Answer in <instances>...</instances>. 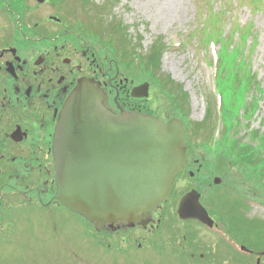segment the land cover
<instances>
[{
    "label": "flooded vegetation",
    "instance_id": "flooded-vegetation-1",
    "mask_svg": "<svg viewBox=\"0 0 264 264\" xmlns=\"http://www.w3.org/2000/svg\"><path fill=\"white\" fill-rule=\"evenodd\" d=\"M45 4L48 0H0V264H231L221 244L230 229L209 211L203 195V188L222 189L210 183L215 176L202 178L205 160L195 154L193 173L187 153L183 176L192 181L184 195L201 194L214 227L198 220H190L193 229L176 227L187 221L172 212L171 194L132 226L91 222L56 199V126L80 81H91L113 113L120 112L117 102L144 113L150 101L132 96L140 84L120 70L115 42L103 44L80 23L71 24L78 12L72 1L58 5L70 9L66 19L43 17V24L38 6ZM39 25L46 33L38 32ZM180 200L175 198L176 211ZM209 239L216 241L205 242ZM235 244L233 253L242 257L236 264H244L250 254Z\"/></svg>",
    "mask_w": 264,
    "mask_h": 264
},
{
    "label": "rangeland",
    "instance_id": "rangeland-1",
    "mask_svg": "<svg viewBox=\"0 0 264 264\" xmlns=\"http://www.w3.org/2000/svg\"><path fill=\"white\" fill-rule=\"evenodd\" d=\"M71 1L78 9L75 18L70 20L71 24L80 23L103 44L115 42L118 66L134 84L148 82L151 86V81L144 77L148 71L140 60L155 44L165 46L160 61V80L163 77L171 79L177 89L186 94L183 107L189 122L196 124L194 135L190 139L187 135L189 153L191 158L194 152V158L203 157L205 160V163L199 162L204 163L200 174L202 178L209 179L217 164L215 156L208 155L212 152L207 151V143L211 144L225 131V125L218 120L222 105L216 91L220 63L218 52L222 60L219 77L226 83L240 71L242 77L235 88H244L247 72L251 70L254 74L253 84L245 91V97L251 99L254 96L259 108L254 116H249L247 112L242 116L237 137L243 142H250L254 135L250 130L264 131V0H48V4L38 6L39 21L48 16L66 19L64 13L70 9H66L64 4L58 5ZM41 23L45 24L44 20ZM38 32L46 33V29L39 25ZM236 57L243 60L242 67L236 65ZM150 94L149 109L145 108L144 112L154 104L157 107L161 105L159 98H155L157 103H152L155 101L153 86L150 87ZM242 113L243 110H240ZM171 118L179 119L184 126V121L177 116ZM190 163V171L194 173L197 166L193 165V158ZM218 172L221 174L215 175V178L222 180L221 185L226 190L233 187L251 192L248 196L250 201L236 193L232 202L226 190L222 194L223 190L203 188L209 210L220 216L217 217L221 219L222 227L230 229L225 241L221 242L229 249L230 263L242 262V257L233 253L237 243L238 246H245L250 254L244 255V264H264V181H257V177L247 171H230L225 165ZM213 179L209 180L211 184ZM260 179L264 180L263 174ZM188 180L192 181L185 173L170 196L175 215L177 201L183 197ZM197 186L204 187L200 183ZM175 226L182 230L197 227L193 222ZM215 241L205 240L207 243Z\"/></svg>",
    "mask_w": 264,
    "mask_h": 264
},
{
    "label": "water",
    "instance_id": "water-1",
    "mask_svg": "<svg viewBox=\"0 0 264 264\" xmlns=\"http://www.w3.org/2000/svg\"><path fill=\"white\" fill-rule=\"evenodd\" d=\"M131 94L148 98L150 84ZM117 105L119 113L108 110L103 93L86 79L65 103L54 140L56 199L91 222L132 226L167 200L185 168L187 133L177 118L164 122ZM200 198L196 190L186 193L177 215L213 227Z\"/></svg>",
    "mask_w": 264,
    "mask_h": 264
},
{
    "label": "trees",
    "instance_id": "trees-1",
    "mask_svg": "<svg viewBox=\"0 0 264 264\" xmlns=\"http://www.w3.org/2000/svg\"><path fill=\"white\" fill-rule=\"evenodd\" d=\"M114 31H116V29H114ZM118 43L120 44L119 39ZM119 44L118 48L124 54V50L122 51ZM165 49V46L162 47L160 44H155L150 52L140 60L141 65L148 71V74L144 77L151 81V86L155 88L154 99L159 98L158 103H161L158 107L154 104L149 111L144 113L149 116L160 117L162 119L165 118L167 120L171 119L172 116H177L184 121L183 123L188 138L190 139L195 133L196 124L189 122L188 115L183 107L186 102V94L181 89L178 90L177 85H175L171 79L163 77L162 80H160V61ZM122 53H119L120 57H122ZM218 60L220 63L217 70L216 91L220 95L222 103L218 112V120L219 123L225 125V131L221 137L214 138L211 144L207 143V151L212 152L208 153V155L211 157L215 156L217 159V164L212 171V175L221 174L218 171L225 165L230 171L233 169L237 170V173H239V171H247L251 175L256 176L257 181H264L260 179L261 174L264 176V131L261 133L260 131L250 130V133L254 134L250 142H243L242 139L237 137V127L242 124V116L245 115L246 112L249 116H254L259 108V103L254 96L251 99L245 97V91L253 84L252 80L254 74L248 69L249 71L245 78V87L236 89L235 87L239 85L242 73L238 71L233 76L232 80L226 83L222 80V77H219L220 68H222V60L220 61L219 52ZM236 65L242 67L243 60H238L236 57ZM257 84L259 83L257 82ZM156 99L152 103H157ZM240 110H243L242 114H240ZM192 155H194V152ZM229 190V196L232 198V202L236 193L243 199L247 198V201H250L248 197L251 195L250 191L243 192L233 187Z\"/></svg>",
    "mask_w": 264,
    "mask_h": 264
}]
</instances>
